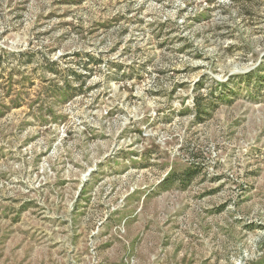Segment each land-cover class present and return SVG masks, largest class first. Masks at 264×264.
Returning <instances> with one entry per match:
<instances>
[{
	"label": "rangeland",
	"instance_id": "obj_1",
	"mask_svg": "<svg viewBox=\"0 0 264 264\" xmlns=\"http://www.w3.org/2000/svg\"><path fill=\"white\" fill-rule=\"evenodd\" d=\"M0 264H264V0H0Z\"/></svg>",
	"mask_w": 264,
	"mask_h": 264
},
{
	"label": "trees",
	"instance_id": "obj_2",
	"mask_svg": "<svg viewBox=\"0 0 264 264\" xmlns=\"http://www.w3.org/2000/svg\"><path fill=\"white\" fill-rule=\"evenodd\" d=\"M253 74V73H252ZM251 75V73H248V74H246V75H243L242 77L243 78H245V79H247L248 78V76H250ZM256 83H260V81H258V82H256ZM67 86V87H66ZM65 86V88H64V93L67 95L68 93H69V88H68V84Z\"/></svg>",
	"mask_w": 264,
	"mask_h": 264
}]
</instances>
